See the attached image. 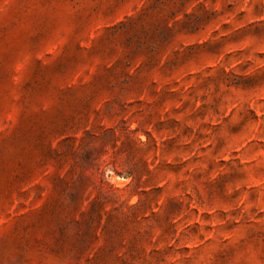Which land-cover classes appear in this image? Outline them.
Returning <instances> with one entry per match:
<instances>
[{"label": "rangeland", "instance_id": "rangeland-1", "mask_svg": "<svg viewBox=\"0 0 264 264\" xmlns=\"http://www.w3.org/2000/svg\"><path fill=\"white\" fill-rule=\"evenodd\" d=\"M0 264H264V0H0Z\"/></svg>", "mask_w": 264, "mask_h": 264}]
</instances>
